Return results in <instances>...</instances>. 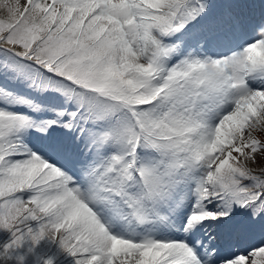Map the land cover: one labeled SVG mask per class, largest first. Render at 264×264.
Returning a JSON list of instances; mask_svg holds the SVG:
<instances>
[{
    "label": "snow or ice",
    "instance_id": "1",
    "mask_svg": "<svg viewBox=\"0 0 264 264\" xmlns=\"http://www.w3.org/2000/svg\"><path fill=\"white\" fill-rule=\"evenodd\" d=\"M258 134L264 0H0V264H264Z\"/></svg>",
    "mask_w": 264,
    "mask_h": 264
},
{
    "label": "rangeland",
    "instance_id": "2",
    "mask_svg": "<svg viewBox=\"0 0 264 264\" xmlns=\"http://www.w3.org/2000/svg\"><path fill=\"white\" fill-rule=\"evenodd\" d=\"M253 7H259V5H253ZM258 138L264 140V136H262L261 134H258ZM67 262V260H64V264H66Z\"/></svg>",
    "mask_w": 264,
    "mask_h": 264
}]
</instances>
